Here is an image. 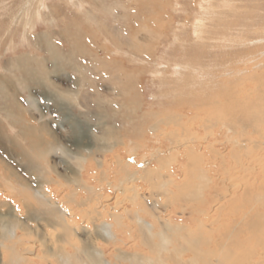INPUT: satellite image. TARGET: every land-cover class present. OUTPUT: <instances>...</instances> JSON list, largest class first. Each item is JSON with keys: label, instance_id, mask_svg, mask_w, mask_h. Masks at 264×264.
<instances>
[{"label": "rangeland", "instance_id": "374dc122", "mask_svg": "<svg viewBox=\"0 0 264 264\" xmlns=\"http://www.w3.org/2000/svg\"><path fill=\"white\" fill-rule=\"evenodd\" d=\"M139 4L144 7H137ZM44 33L48 34L62 55L71 44L76 51L82 48L86 53L87 50L96 48L94 51L98 52L97 56L108 55L109 60L118 64L119 69L133 71L137 75L135 93L138 110L136 116L133 114L131 118L125 115L123 106H119L123 100L110 86L109 78H102L104 73L96 72L91 65L85 66L88 55L84 52L79 51L84 55L77 58L81 67L75 70L67 66L60 68L52 61H47L53 72L47 79L51 86L55 85L59 89H50L49 97H43L38 94L39 91L33 95L30 90L37 106L34 110L28 104V89L15 84L18 93L15 101L18 105L28 111L32 110L36 119L46 120L51 132L69 154L65 157L60 152L49 155L48 160L56 167V171L68 177L71 170L77 167L72 156L92 145L95 157L102 161L101 166H98L94 163V157V162L84 164L82 173L85 181L81 188L64 189L75 195L76 200L70 202V206L77 200L79 205L76 209L81 206L77 215L79 220L73 225L81 227L77 233L80 241L83 242L82 239L88 236H95L97 230L100 233L96 236V242L103 246L106 256L109 254L107 258L113 264H146V260L138 259L139 255L143 254L148 259L153 257L154 251L151 254L150 249L140 242L144 234L137 230L138 215L144 217L145 223L155 225V233L161 230L160 223L164 225L167 220L172 222H169L172 227H181L177 230L176 226L173 235L176 238L173 246L177 253L172 250L171 245V251L164 249L167 246L164 238L160 240L157 236L151 237L154 244L162 245L158 251L162 258L166 253L174 252L173 254H177L172 255L174 261L179 264H222L224 248L227 243L229 247L234 242L236 245L231 247L230 263L235 257L240 258L250 251L253 253L238 264H264V249L253 242V238L264 236V150L259 147L254 149L255 144L251 142L247 143L246 148H241L243 142L237 140L226 125L231 113H221L217 121L214 119L217 115L205 117L213 114L211 106H207L209 111L206 115L203 113L198 116L195 110L200 107L197 105L205 106L219 98L217 91L223 93V89H226L225 95L241 89L240 97L249 94L248 103L243 102L239 106L242 112L257 106L258 94L264 91V53H259L264 50V43L252 44V41L264 37V0H0V75H11L6 73V69L15 58L34 56L41 59L46 55L50 58L36 41L37 36ZM153 34H159L160 37ZM113 35L117 37L119 45ZM141 44H149L147 52H139ZM24 63L32 65L29 60ZM180 66L182 68L179 69ZM174 69L178 70V76ZM10 70L16 78L24 73L21 68ZM213 72L219 74L217 79L212 77ZM179 74L191 75H188V81L184 77L185 81L179 79ZM114 75L118 76V72ZM198 82L204 86H199L198 98H192L193 101L185 100L186 97H192L188 92L197 88L193 84ZM213 82H218L216 90L211 87ZM182 94L184 96L180 98L178 95ZM60 96L62 97L57 98ZM94 98L97 100L94 101ZM231 106L230 102L226 104L228 108ZM143 113L145 117L141 116ZM166 113L174 116V119H164L163 115ZM237 117L244 119L241 113ZM109 126L113 127L116 137L111 140L112 143L106 144L105 132L102 131ZM3 129L11 132L9 127L4 126ZM172 133L176 134V140H172ZM109 144L111 150L98 148ZM205 144L214 145L226 155L223 163L227 170L225 175L224 169L223 175H216L210 181L206 180L207 175H213L212 169L218 164L219 158L207 153L205 147H202ZM189 147H193V152L187 158ZM230 150H236L242 157L241 160L238 159V154V157H232ZM116 152L125 159V170L112 157ZM258 155L261 159L255 157ZM245 157L247 161H243ZM211 161L209 167L207 164ZM148 169L150 178H141ZM133 172H138V175L134 174L138 178H128ZM258 177L261 179H256ZM244 189H247V195L243 201L239 194ZM5 200L8 203L0 205V213H16L23 227H16L14 234L0 227V264H9L13 260L9 257L12 252L21 254L19 264H56L59 260H65L64 254H74L82 249V245L74 247L72 242L57 241L56 246L41 245L39 241L33 243L36 238L32 233L35 232L36 224L26 218L25 209L19 205L18 193L11 198L6 195ZM12 201L19 211H14L16 208ZM119 217L122 222L129 217L126 220L129 228H116V240L105 238V241L101 236L102 230L97 228L98 224L103 220L115 223V219L119 220ZM156 217H159L157 225ZM257 219L262 226L253 229L248 222ZM138 222H141L140 218ZM38 223L42 233L51 228L45 226L43 221ZM184 234H188L191 240L188 249L181 246ZM19 235L24 237L18 239ZM6 237H10V240L5 241ZM1 239L4 240V245H1ZM12 241L18 242L14 250L6 248ZM20 241L22 245L19 244ZM90 246V249L93 248V244ZM33 247L38 251V257L31 255ZM154 250L157 252V248ZM120 251L127 252L131 258L123 261L117 259ZM2 253L5 254L4 257ZM54 253L56 255L53 256ZM80 260L77 259L76 263L81 264ZM14 262L15 259L12 264ZM91 264H98V261L93 259Z\"/></svg>", "mask_w": 264, "mask_h": 264}, {"label": "bare ground", "instance_id": "6f19581e", "mask_svg": "<svg viewBox=\"0 0 264 264\" xmlns=\"http://www.w3.org/2000/svg\"><path fill=\"white\" fill-rule=\"evenodd\" d=\"M79 5H80V3H79ZM137 7H144V6L139 4ZM65 33H67V32H65ZM83 34H85V33L83 32ZM69 35L72 36V34H69ZM111 35H112V33H111ZM153 35H155V34H153ZM77 36H76V38H77ZM155 36L160 37L159 34H156ZM112 37H115V35H113ZM116 38L117 37H115L114 40L116 41L117 45H119L120 42H118L117 41L118 39H116ZM37 40H38V44L41 45V47H43L45 49V51L50 55V58L47 57V55L45 57H42L41 59H38L34 56H32L31 58L30 57L27 58V57H23V56H21V58L20 57L15 58V59L11 60L10 67L12 69L13 68H21L22 70H24V73L20 76H17V78H16V76H14V74L11 72V70H10L11 68L9 67L6 69V73H10L11 75H8V76L0 75V205L8 203V202H6L7 200H5L6 195L7 196L9 195L11 198L13 196H16L18 193L19 205H21L25 209L26 216H27L26 218L29 221L35 222V224H36V227H34L35 232L32 233L33 237L35 236V238H36L35 240L32 241L33 243H34V241H36V242L39 241V243L40 242L42 243L41 245L49 244V246H50V244H55V243H57V241H59L61 243L72 242V245L74 247L78 246V245L83 246L82 249H80V251L77 253L73 252L74 254H70V253L64 254L66 256L65 260H63V261L59 260V262L58 263L56 262V264H77L78 263V262L76 263L77 259H81L80 260L81 264H91V261L93 259L97 260L98 264H113L110 261V259L107 258V256L109 254L106 256V253L103 250V246L99 245L98 242H96V236L98 237V235L100 233V232H97V230H95L96 227L94 228V230L96 231L95 236L91 235V236L86 237V239H82L83 242L80 241L81 240L79 238L80 236L78 237L77 233L81 229V227L78 228L77 226L74 227L73 225H76L77 221L79 220V219H77V215H78V212H80L79 208L81 206L78 209H76L77 206L79 205V203H77L78 200L76 201V203L73 206H70V202L74 201L75 195L73 193H69L68 191H64V189H66V188H68V190L81 188L82 185L84 184L83 182L85 181V179L83 180V173H82L83 168H84V164H86V163L88 164L89 162L90 163L94 162V161H92V159L94 160V157L96 155V154H94V149L91 148L93 145L90 147H86L82 152H79L76 155L72 156L75 159L74 161H76L77 167L71 170V174H69L68 177L62 175L61 173L56 171V167L51 164V162L48 160V158H49V155L53 152H57V153L60 152L61 156L64 155V157L66 155H69L68 152L66 151L64 145L51 132L50 128L48 127L46 120L36 119V117H35L36 115L32 110L28 111L25 108H21L18 105V103L15 101L17 94H18L17 93V85H15V84H19L22 88L28 89V93L27 92L26 93H27V100H28L29 107H32L33 110H34V108H37L36 103L34 102L33 97L31 95L32 93H30V90L33 91V95L37 94V91H39L40 93H38V94L43 95V97H46V96L49 97L50 96V89L55 90V91H57L59 89L55 85L51 86V82H49V80L47 79V76L49 74L53 75L52 70L48 67L47 61L48 60L52 61L54 63V65H57V67H60V68L67 66V67L75 70L76 68L81 67L79 64L80 62L77 61V58L79 56L84 55L86 52L82 51V48H80L79 51L81 53L84 52V54L81 55L79 51H76V48L74 47V45L71 44L70 47L68 48V50H66V52H64L62 55L61 53L58 52L57 47L52 43L51 38H49L48 34H45V33L40 35V36H37L36 41ZM90 42H92V41L90 40ZM257 42H263L264 43V37L252 41V44L257 43ZM152 43H154V42H152ZM148 45L149 44H141L140 47L138 48L139 52H144V53L147 52L146 48L149 47ZM83 48H85V47H83ZM263 49H264V47H263ZM85 50H86V48H85ZM94 50H97V49L95 48ZM94 50H87V53L85 55H88V57H87V61H86L87 64L85 66L91 65V67H94L97 70L96 72L104 73L102 75V78H107V79L109 78L110 86H112V88H114L116 90L117 96L122 98V100H123L122 104H120L119 106H123V111H124L125 115L128 116V118L129 117L131 118L133 114L136 116V114H137L136 112L138 110V107H137L138 103L136 102L137 96L135 93V90L137 87V81H136L137 75H134L133 71H129L127 69H125V70L119 69L118 64H115V62L112 63V61L109 60L110 57L108 55L99 57V56H97L98 52L94 51ZM131 50H132V48H131ZM105 51H107V50H105ZM259 53H261V55H262L264 53V50L261 52L259 51ZM204 54H206V53L204 52ZM26 60H29L30 62H32V65L28 66V64L24 63V61H26ZM82 66H84V65H82ZM180 68H182V66H180L179 69ZM116 71L118 72V76L114 75V74H116ZM177 71L178 70L174 69V72H176V75L178 76L179 72H177ZM157 72L160 74L161 73L164 74V72H161V71H157ZM212 74H213L212 77L217 79V76L219 74H215V72H213ZM188 75H191V74H187L185 76L180 75L179 79L180 78L184 79V77L185 78L187 77V81H188ZM209 76H211V75H209ZM176 79H178V78H176ZM28 85H30V86H28ZM200 85L203 86V84L202 83L199 84V82H198V84H193V86H195L197 88H195L192 91H189L188 95H189V93H191L192 97H186L185 100L193 101L192 98H194V97L198 98L199 95L197 93H198V89L200 88L199 87ZM217 85H218V82H216V83L213 82L211 87L216 90ZM256 89H257V87H255L254 91H256ZM241 90H238L237 92L235 91L234 93L230 92L229 95H225L226 89H223L224 94L221 93L220 90H218L217 92H218V95L220 96L219 98H216L215 100H213L212 103H208V104L205 103L206 104L205 106L204 105H197L200 107L196 108L195 110L197 111L198 116H200L203 113H204V115H206L209 111V108H207V106H209V107L211 106L210 110H214L213 114L211 113V115H207L205 117H211V116L217 115V117L214 118L217 121H218V118L220 117L218 115H221V113H224L226 115L231 113L230 114L231 118L230 117L227 118L229 121H227L226 125L229 127V130L232 132V135L237 140L243 142L241 148L242 149L246 148L247 143L251 142V143L255 144L253 146L254 149L259 147L260 149L264 150V127H262V124H264V91L259 92V94H258L259 99L256 101L257 106L255 108H252V110H250V111H246V109H245V112H242L241 108L239 107L240 104L241 103L243 104V102L245 104H247L248 103L247 101L249 100L248 98H250V97L248 96L249 94L240 97L239 95H241L240 94ZM254 91H252V92L254 93ZM178 96L180 98H183L184 94L178 95ZM61 97L62 96L57 97V98H61ZM96 100L97 99L94 98V101H96ZM55 102L56 101H54V103ZM229 102L231 103V105H232L231 107H233V108L226 107V104ZM117 104H119V103H117ZM195 104H197V103H195ZM201 104H203V103L201 102ZM201 106H203V107H201ZM190 108L188 107V109H190ZM226 109H228V110H226ZM186 110L187 109H185V112H186ZM38 112H40V111L38 110ZM238 113H241V117L244 116V119H242V118L239 119L237 117ZM182 114L184 115L185 113H182ZM96 116L101 117L100 114H96ZM141 116L145 117L144 113ZM198 116H195V118H197ZM40 118H41V116H40ZM163 118L164 119L166 118L167 120L172 121L174 119V116L166 113L165 115H163ZM189 119L192 120L191 118H189ZM210 121L213 122V120H209V122ZM4 126H5V128H7V127L11 128V132L8 133L7 129L4 130L3 129ZM240 126H241V130H240ZM102 132H105L104 136H105V139L107 141L106 144L112 143L111 140L115 139V137H116L115 132L113 130V127L112 126L105 127V129ZM244 136H246V137H244ZM175 137H176V134L172 133V138H173L172 140H176ZM103 139H104V137H103ZM258 139H260L262 141H260ZM244 141H246V142H244ZM261 145H262V147H261ZM109 147H110V144H109V146L104 145V146L98 147V148H101V150H102V148H104L105 150H107V149L111 150V149H109ZM202 147H205L204 150L207 153H211L212 155L219 158L218 164H215L216 167H213V169H212L213 175H211V176L207 175L206 180H209V181L214 180L216 175L217 176L223 175V174L225 175L227 170H226V168H224L223 163H224V160L226 158V155L222 154V152H219V149L216 148L212 144H205V146L202 145ZM187 149L189 150V152L186 153L187 154L186 157L189 156L190 153L192 155V152H193V147H189ZM235 151L230 150V155L232 157L233 156L238 157L239 153L237 151L236 152ZM112 155H114V156H112L113 158L115 157L114 159H115L116 164L118 163L120 168L125 170V166H123L125 164V159L123 158V156H121L120 153H117V152L112 154ZM212 157H211V159H212ZM246 157H247V155H246ZM246 157H245V159H246ZM255 157H259L261 159L260 155L255 156ZM168 158H170V157H168ZM241 158L242 157L239 155L238 159L241 160ZM259 158H255V159L258 161ZM245 159L243 161H247L249 159V155H248V159H246V160ZM260 159H259V161H261ZM209 160H210V158H209ZM165 161H167V160H165ZM101 162L102 161L100 158L95 157V162H94L95 164H97L98 166H101V164H102ZM211 163H212V161L207 165H209V167H211ZM224 169H225V171L223 173ZM128 170L130 171L131 169L128 168ZM117 171H119V168ZM52 173H54V175ZM144 173H145V175L141 174L142 175L141 178H145V179L150 178L151 173L149 172V169L146 170ZM134 174L138 175V172H133V174H130L131 177H128V178H130V179H133L134 177L138 178V176L136 177ZM123 175H125V173ZM259 178L260 177H258L256 179H259ZM218 180H219V178H218ZM59 185L62 187L59 188L58 187ZM173 187H175V186H173ZM167 191H168V189H167ZM168 192H170V191H168ZM246 195H247V189H244L239 194V197L240 198L242 197L241 200L243 199V201H244V200H246L244 198V197H246ZM15 198H17V197H15ZM12 200H13V198H12ZM12 203H13L12 205L14 206V208H16L14 201H12ZM114 208H116V207H114ZM14 211H19V210H18V208H16V209H14ZM255 212H257V211H255ZM122 214H124V213H122ZM171 214H172V211H171ZM79 217H80V215H79ZM159 217H158V219H159ZM169 217H171V216H169ZM256 217L259 218L260 216L257 215ZM3 218H5L4 221L2 220ZM128 218L129 217H127V219ZM138 218H140L141 222H138ZM143 218L144 217H142V216L141 217L138 215L136 216V223L138 224L137 230H139L140 232H142L144 234L143 240L140 242L141 243L143 242V244L150 249L151 254H152V251H154V255H153V257H149L148 259H146L143 254H140L139 255L140 258H138V259L146 260V264H148L147 262H152V263H156V264H164V263L169 264V262H172V264H179L178 262L174 261L173 256L177 255V254H173L174 252L173 253H169V252L166 253L165 256H163L164 258H162V256H159L158 251L162 245L160 246L159 244H157V245L154 244L151 237L154 235V236H157L158 238H160V240H162L161 238H164L166 241L165 245H167V246H165L164 249H166V251H171V249H169L170 248L169 246L171 245L172 250L177 253L176 247L173 246L174 242H176V238H174L173 235H174L176 226H178L177 230L178 229L180 230L181 227L179 225L172 227V224L169 223L171 221L167 220L164 225H162L160 223V229L161 230L155 233V232H153L155 225H153V223H151V222L145 223L146 220ZM97 219H99V218H97ZM127 219H125L124 222H122L121 218L119 220L115 219V223L103 220L100 224H98L97 228L98 229L100 228L102 230L103 234H101V236L103 237L104 240H105V238H106V240H110V239L113 240L115 238V236H117V234L115 232L117 230L116 228L123 229V228L128 227V221L126 222ZM156 219H157V217H156ZM158 219H157L156 225L159 223ZM259 219H261V218H259ZM259 219H257L256 221L253 220L251 222H248V224L251 223L250 226L253 227V229H257L258 227L261 228L262 224L260 223ZM39 221H43L45 226H49L51 228L48 230L46 227L47 230H45V232L42 233L40 231V224L38 223ZM131 222H133V221H131ZM161 222H163V221H161ZM95 225H97V224H95ZM18 226H22V225L19 222V219L16 216V213H13V214L12 213H6L5 215H2L0 213V227H2L1 229H7V230H9V233L11 232L14 234V229ZM189 234H190V232H189ZM182 236H183V238H182L181 242L183 244L181 246H185L183 249H186V248L188 249L189 248L188 245L190 244L191 240L188 237V234H184ZM22 237H24V236L19 235L18 239H20V238L22 239ZM6 238L7 239L5 241L10 240L9 239L10 237H6ZM114 240H116V239H114ZM3 241L4 240L1 239V245H4ZM157 241L160 242L159 240H157ZM253 242L259 248L264 249V236H257L255 238H253ZM17 243L18 242H16V241H12L11 244L6 248H8L10 250H14L16 247L15 245ZM19 244L22 245V242L20 241ZM90 244H93V246H92L93 248H91V249H90V247H91ZM191 245H192V243H191ZM194 245H196V244H194ZM204 245L208 246V244H204ZM227 245H228V243H227ZM227 245H226V247L224 246L225 247L224 252L222 253L223 259H224L223 262L221 260L222 258L219 260L220 262H222V264H238L240 261L244 262L246 257L248 255L250 256L253 253V252L247 251L245 254L242 255V257H240V258L235 257V259L232 260L233 262L230 263L231 247L235 246L236 244L234 242H231L229 247ZM55 246H56V244H55ZM28 248H30V247H28ZM155 248H157V252L154 250ZM195 248H197V247H195ZM259 248H257V249H259ZM52 249H53V246H52ZM77 250H78V248H77ZM113 250H115V249H113ZM20 251H22V250H20ZM89 251H92V252H89ZM116 251H117V249H116ZM233 251H234V249H233ZM4 252H6V251H4ZM18 253L12 252L11 254H9V257L13 258V260L12 259H11V261L9 260L11 262V264H12V261H14V259H15L14 264H19L20 260H22L21 254H18ZM23 253L25 254V252H23ZM30 253L34 257L39 256L38 251L36 249H34V247L30 250ZM45 253H46V250H45ZM71 253H72V251H71ZM113 253H111V254H113ZM2 254L4 257L5 254L4 253H2ZM46 254H48V253H46ZM54 255H56V253H54L53 256ZM133 255L135 257H138L137 254H133ZM0 256H1V254H0ZM34 257H32V258H34ZM206 257H207V255H206ZM26 258H27V256H26ZM61 258H63V257H61ZM129 258H131V256L128 255L127 252L120 251L119 258H117V259H120L123 261V260H125V259L127 260ZM216 259H217V257H216ZM17 260H19V261H17ZM29 260H31V259H29ZM117 261H119V260H117ZM10 262H9V264H10ZM24 262H25V260H24ZM52 263L53 262H51V264ZM116 264H121V263L119 262ZM207 264H209V263H207Z\"/></svg>", "mask_w": 264, "mask_h": 264}]
</instances>
